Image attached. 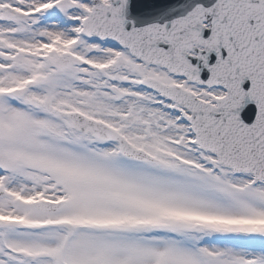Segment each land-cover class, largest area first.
I'll return each mask as SVG.
<instances>
[{"label": "snow or ice", "instance_id": "6c2138e0", "mask_svg": "<svg viewBox=\"0 0 264 264\" xmlns=\"http://www.w3.org/2000/svg\"><path fill=\"white\" fill-rule=\"evenodd\" d=\"M0 264H264V0H0Z\"/></svg>", "mask_w": 264, "mask_h": 264}]
</instances>
